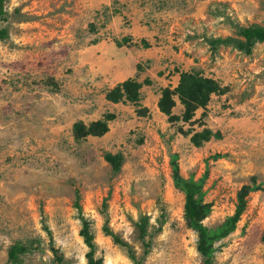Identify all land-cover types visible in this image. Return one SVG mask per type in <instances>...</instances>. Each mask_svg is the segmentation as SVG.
<instances>
[{
  "label": "rangeland",
  "instance_id": "1",
  "mask_svg": "<svg viewBox=\"0 0 264 264\" xmlns=\"http://www.w3.org/2000/svg\"><path fill=\"white\" fill-rule=\"evenodd\" d=\"M5 10L0 264H87L76 199L101 264H133L104 235V225L142 256L141 215L149 218L151 241L143 264H201L195 231L184 218V193L172 179V154L181 176L203 178V202L211 204L207 227L233 215L243 185L254 187L234 231L213 244L214 261L264 264V42L246 54L231 45L212 49L207 41L263 24L264 0H7ZM181 71L225 87L191 121L169 120L157 106L160 88L175 87ZM129 77L149 79L140 88L141 105L108 101L106 92ZM175 98L172 112L181 116ZM108 113L114 118L105 134L74 138L75 121L104 120ZM203 128L220 136L195 146L190 136ZM106 152L122 154L118 172ZM17 241L31 245L14 263L8 250Z\"/></svg>",
  "mask_w": 264,
  "mask_h": 264
},
{
  "label": "trees",
  "instance_id": "2",
  "mask_svg": "<svg viewBox=\"0 0 264 264\" xmlns=\"http://www.w3.org/2000/svg\"><path fill=\"white\" fill-rule=\"evenodd\" d=\"M7 0H0V22L6 18L5 2ZM237 37H208L207 41L212 49L217 48L218 45H231L234 48L249 54L256 42H264V23H253L248 26H237ZM8 36L7 28L0 25V40H4ZM128 37H123L121 41L117 40L118 45H122L123 42H127ZM145 46L149 44L144 42ZM145 83H149V79L143 80ZM143 82L137 81L135 78H127L117 83L113 88L109 89L105 97L110 102H130L136 106H140L141 92L140 88ZM225 91V87L212 77L203 76L198 72L181 71L179 73V80L175 87L164 86L160 88V96L157 101V106L161 112L168 116L169 120L182 119L184 121H191L196 110L198 108H205L210 96L212 94H220ZM179 99L184 107L181 116L175 115L172 112V108L176 105V98ZM138 114L147 113L146 108L136 109ZM114 118V114H106L104 120H93L89 123H85L82 120L75 121L72 125V133L76 140L83 139L88 135L101 136L108 131V120ZM188 131V130H187ZM185 131V133L187 132ZM191 132V131H190ZM189 134V131L187 132ZM211 136L219 137V132H213L209 128H203L199 132H193L190 136L191 142L195 146H201L203 141H207ZM220 154L213 155V158L218 157ZM104 159L111 165L113 172H118L122 163L121 153L106 152ZM172 166V179L175 187L184 193V218L187 225L195 231L196 234V250L202 257L201 264H215L214 261V246L213 244L219 241L221 238L227 236L230 232L234 231L236 223L239 220L241 214L246 208V201L248 194L255 190L251 185H243L237 193V204L232 216L226 218L224 223L216 228H210L203 224V219L210 211L211 204L203 202L202 183L203 178L194 180L192 177L184 178L180 175L177 163V154L171 155ZM205 176V175H204ZM75 207L79 211L81 228L79 234L82 237L84 243L89 247L86 253L88 261L87 264H101V259H95V243L94 233L91 230L90 221L82 216L81 208L78 203V199L75 200ZM105 205V200L103 202ZM165 222L164 215L161 213L160 224ZM136 227L139 233V238L143 244L142 256L136 257L135 252L131 246L120 238V236L114 233L109 226H103V233L106 236H110L113 242L123 249H125L128 258L133 264H143L151 241L147 239L149 235V218L147 215H141L140 220L136 222ZM45 229L50 233L49 229L45 226ZM159 227L155 229L158 231ZM51 237V236H50ZM262 241L264 242V230L262 233ZM31 241L29 243L15 242L8 250V257L10 261L19 262V255L26 253L29 250ZM60 259V257H59Z\"/></svg>",
  "mask_w": 264,
  "mask_h": 264
},
{
  "label": "crops",
  "instance_id": "3",
  "mask_svg": "<svg viewBox=\"0 0 264 264\" xmlns=\"http://www.w3.org/2000/svg\"><path fill=\"white\" fill-rule=\"evenodd\" d=\"M159 96H160V91H159ZM159 98V97H158ZM158 100V99H157Z\"/></svg>",
  "mask_w": 264,
  "mask_h": 264
}]
</instances>
